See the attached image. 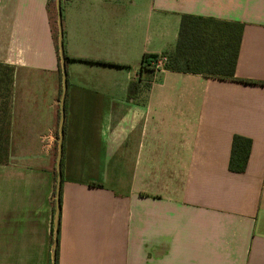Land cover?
Instances as JSON below:
<instances>
[{
    "label": "crops",
    "instance_id": "1",
    "mask_svg": "<svg viewBox=\"0 0 264 264\" xmlns=\"http://www.w3.org/2000/svg\"><path fill=\"white\" fill-rule=\"evenodd\" d=\"M51 1L0 0V64L13 69L0 264H53ZM60 2L71 59L55 264H264V0ZM183 14L243 25L235 79L163 68L128 96L143 54L174 51ZM234 135L251 140L241 173L228 168Z\"/></svg>",
    "mask_w": 264,
    "mask_h": 264
},
{
    "label": "trees",
    "instance_id": "2",
    "mask_svg": "<svg viewBox=\"0 0 264 264\" xmlns=\"http://www.w3.org/2000/svg\"><path fill=\"white\" fill-rule=\"evenodd\" d=\"M243 25L241 23L222 22L201 16L183 14L180 18L178 37L172 53L164 55L166 61L163 68L177 71L198 73L219 79H235V66L240 49ZM53 36L57 42V28L53 25ZM156 54L142 55L139 69V79L131 81L128 86V96H136L147 91L153 78L154 66L152 62L158 57ZM66 59H71L65 56ZM99 63L114 64L102 60H89ZM61 71L59 69V75ZM144 77V82H140ZM13 81V69L0 64V99L1 106L10 94ZM1 109V107H0ZM2 111H4L2 109ZM67 111V99H64V113ZM8 124L6 113L0 114V163L8 160ZM64 130V126H63ZM251 140L234 135L231 143V153L228 168L230 171L241 173L245 170L249 156ZM64 145L62 143V156L60 169L63 166ZM56 194V191H55ZM57 201V200H56ZM60 203V190L58 196ZM58 227V226H57ZM57 247V246H56ZM55 264V262H54Z\"/></svg>",
    "mask_w": 264,
    "mask_h": 264
},
{
    "label": "water",
    "instance_id": "3",
    "mask_svg": "<svg viewBox=\"0 0 264 264\" xmlns=\"http://www.w3.org/2000/svg\"><path fill=\"white\" fill-rule=\"evenodd\" d=\"M55 7H56V22H57V29H58V36H57V43H58V50L60 56V66H61V73H62V93L60 98V121L58 127V144H57V157H56V200L58 201L60 184H61V169H60V161L62 156V143H63V125H64V98L66 92V67H65V58L63 55V26H62V13H61V2L60 0H55ZM57 215H58V202L55 211V223H54V251L52 254V262H55V248L57 244Z\"/></svg>",
    "mask_w": 264,
    "mask_h": 264
},
{
    "label": "built area",
    "instance_id": "4",
    "mask_svg": "<svg viewBox=\"0 0 264 264\" xmlns=\"http://www.w3.org/2000/svg\"><path fill=\"white\" fill-rule=\"evenodd\" d=\"M166 61V57L163 55H159L153 62L152 66H154V71L158 72L163 69L164 62Z\"/></svg>",
    "mask_w": 264,
    "mask_h": 264
},
{
    "label": "rangeland",
    "instance_id": "5",
    "mask_svg": "<svg viewBox=\"0 0 264 264\" xmlns=\"http://www.w3.org/2000/svg\"><path fill=\"white\" fill-rule=\"evenodd\" d=\"M50 7H51L52 18H53V25L56 29L57 25H56L55 0L51 1Z\"/></svg>",
    "mask_w": 264,
    "mask_h": 264
}]
</instances>
